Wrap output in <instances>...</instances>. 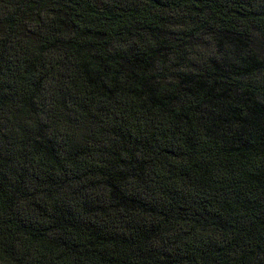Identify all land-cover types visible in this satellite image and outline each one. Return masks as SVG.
I'll use <instances>...</instances> for the list:
<instances>
[{
    "label": "trees",
    "instance_id": "1",
    "mask_svg": "<svg viewBox=\"0 0 264 264\" xmlns=\"http://www.w3.org/2000/svg\"><path fill=\"white\" fill-rule=\"evenodd\" d=\"M0 264H264V0H0Z\"/></svg>",
    "mask_w": 264,
    "mask_h": 264
}]
</instances>
